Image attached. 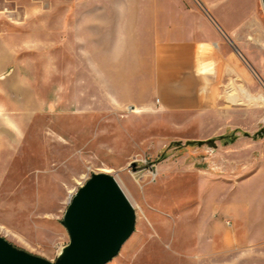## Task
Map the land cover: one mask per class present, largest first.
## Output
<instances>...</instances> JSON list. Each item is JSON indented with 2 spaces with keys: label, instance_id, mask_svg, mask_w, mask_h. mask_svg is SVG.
<instances>
[{
  "label": "rangeland",
  "instance_id": "1",
  "mask_svg": "<svg viewBox=\"0 0 264 264\" xmlns=\"http://www.w3.org/2000/svg\"><path fill=\"white\" fill-rule=\"evenodd\" d=\"M27 40L0 52V237L54 262L71 197L104 173L136 215L107 264H264V85L256 96L205 83L201 108L176 111L136 52L90 51L89 37ZM235 213L251 248L219 254L218 226Z\"/></svg>",
  "mask_w": 264,
  "mask_h": 264
},
{
  "label": "crops",
  "instance_id": "2",
  "mask_svg": "<svg viewBox=\"0 0 264 264\" xmlns=\"http://www.w3.org/2000/svg\"><path fill=\"white\" fill-rule=\"evenodd\" d=\"M50 35L89 37L90 51L138 53L167 109L201 108L205 83L249 85L256 96L264 85L262 0H0V52ZM243 222L235 213L218 226L219 254L251 248Z\"/></svg>",
  "mask_w": 264,
  "mask_h": 264
},
{
  "label": "water",
  "instance_id": "3",
  "mask_svg": "<svg viewBox=\"0 0 264 264\" xmlns=\"http://www.w3.org/2000/svg\"><path fill=\"white\" fill-rule=\"evenodd\" d=\"M264 10V0H262ZM135 211L116 181L92 174L71 197L61 224L69 238L54 262L0 237V264H107L134 231Z\"/></svg>",
  "mask_w": 264,
  "mask_h": 264
}]
</instances>
